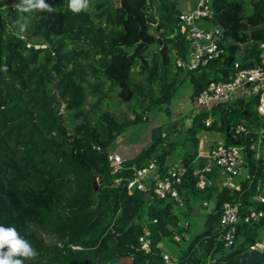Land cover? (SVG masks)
Instances as JSON below:
<instances>
[{
	"label": "trees",
	"instance_id": "16d2710c",
	"mask_svg": "<svg viewBox=\"0 0 264 264\" xmlns=\"http://www.w3.org/2000/svg\"><path fill=\"white\" fill-rule=\"evenodd\" d=\"M151 1L154 11L149 0H90L79 14L67 9L68 0H45L51 12L25 13L19 0L0 5V224L15 227L37 249L38 257L25 264H168L160 245L164 238L179 249L170 264H232L251 244H264V215L242 220L234 245L219 238L225 201L238 202L241 217L250 206L264 209L253 199L258 178L264 190V153L255 157L248 134L237 137L251 174V180H240V189L218 184L199 189L192 174L200 128L225 132L238 122L260 125L246 100L219 107V119L216 115L210 125L203 121L207 112L193 115L192 147L181 159L187 171L180 194L192 197L185 212H176L175 199L127 186L133 166L156 158L163 170L168 163L175 142L162 143V124L151 127L150 142L136 155L118 164L108 158L117 136L143 121L148 110L169 103L181 77L189 79L192 99L210 80L228 78L229 71L219 69L226 66L229 43L239 44L240 67L260 62L264 0H208L216 19L205 22L220 24L232 39L216 33L226 53L193 68L177 64V58L187 59L191 42L179 31L170 36L181 11L178 1ZM118 98L132 116L109 109ZM226 142L232 143L228 137ZM215 174L214 167L209 175ZM195 195L215 196V203L187 237ZM145 229L149 251L138 240Z\"/></svg>",
	"mask_w": 264,
	"mask_h": 264
},
{
	"label": "built area",
	"instance_id": "2783aa9c",
	"mask_svg": "<svg viewBox=\"0 0 264 264\" xmlns=\"http://www.w3.org/2000/svg\"><path fill=\"white\" fill-rule=\"evenodd\" d=\"M148 3L150 5L149 10L154 11L156 2L149 0ZM214 14L213 9L208 6V0H197L195 6L179 12L177 26L170 36L177 31L183 33L185 38L191 42V46H194V49L191 50L190 46V58L188 61L181 57L177 58L178 65L193 68L198 64L206 63L210 58L222 56L226 53L224 46L216 38V33L218 32L215 26L205 24V21L213 18ZM261 26L263 37L259 41L260 62L251 67H240V57L235 56L230 65L228 78L210 80L193 98L198 108L196 112H207V116L203 121L205 125H210L213 121L212 115L215 107L224 103L232 104V102L243 98L244 95L255 92L258 95L256 110L260 125L249 128L241 122L232 124L230 127L233 130L230 136L232 139H239L237 138L238 135L248 134L256 158L263 157L264 153V9ZM204 131L209 133L207 129ZM207 133L198 139L197 153L192 160L194 164L192 174L195 177V185L199 189H205L214 184H218L219 187L226 186L240 189L241 179L248 178L251 180V174L244 168L243 154L245 145L241 143V140L238 144L227 143L226 140L206 136ZM201 139L206 142L203 147ZM108 158L115 160L114 163L118 164L113 152H109ZM214 167L217 174L212 177L209 173L213 172ZM186 171L187 165L183 161L168 162L165 168L161 170L156 158H150L143 166H133V175L128 180L127 186L130 189L134 186L142 190L152 189L158 197H170L180 203L182 197L179 187ZM147 181L149 184H147ZM256 190L253 199L264 203V190L262 189L261 178L256 181ZM203 204L206 206L208 202L204 200ZM263 215L264 209H256L250 206L243 217H241L239 203L225 201L221 206L219 238L223 240L225 246L234 245L237 236V225L242 220L258 221ZM175 238L178 239L179 235L176 234ZM138 240L140 247L144 251H149L151 239L147 235V229L139 235ZM263 247L264 244L262 242L250 245V249L258 248L263 250ZM162 257L168 264L176 260L175 255H171L166 251L162 253Z\"/></svg>",
	"mask_w": 264,
	"mask_h": 264
},
{
	"label": "rangeland",
	"instance_id": "374dc122",
	"mask_svg": "<svg viewBox=\"0 0 264 264\" xmlns=\"http://www.w3.org/2000/svg\"><path fill=\"white\" fill-rule=\"evenodd\" d=\"M5 1L7 0H2L0 5H3V2ZM179 6L180 5L177 2L176 7L178 8ZM32 40L36 43L39 41L37 38H32ZM153 48L158 49L156 45H153ZM193 49L194 46L192 45L191 50ZM240 54H241L240 50L235 52V56L237 57H239ZM189 58L190 57L188 55L185 61H188ZM190 93H191V83L189 79L187 77H181L174 87V92L169 100V103L166 102L163 103L162 106L159 108H152L151 110H148L145 113V118L143 121L134 124L124 133L117 136L116 139L117 140L124 139V143L117 142L116 139L111 143V146L114 148L115 146L120 147V152H117L116 157L123 159L136 155L142 149L143 146L147 145L150 142L151 127L156 126V124H162L164 129L160 138L162 143L175 142L173 151L170 154L167 162L179 161L181 155L184 152V149L186 150L187 148L192 147V142L189 139L190 133L188 129L192 125L193 115L197 113L196 111H198V108L194 103V99L190 97ZM117 96L118 95H116L115 97ZM256 97L257 94L255 92H252V93H248L247 95H244L242 98L243 100H246V102H249L248 105L250 109L252 111H255V113H256V103L254 102V99H256ZM117 101L118 102L115 103L113 108L111 107L109 108V109H113L114 114H116L117 116H121L122 114H127L128 116L133 115L129 107L127 106L126 101H122L121 99ZM229 104L224 103L221 106L215 107L212 115L213 119L216 117V115L218 116L217 119H219V115H218L220 113V110H218L219 107L220 108L227 107ZM61 106H63V104ZM172 109L176 111L175 117L172 116L173 113ZM258 120L260 119L258 118ZM204 130L205 129L200 128L198 132ZM208 132L209 133L207 134L210 137H217L224 140L225 137L224 131L213 128ZM110 151L112 152V150ZM184 195L185 194H183L180 203H176L175 208L177 209L176 212L178 213H182L183 210L184 212L187 211L188 206L187 203H185L186 201L191 203L192 197L187 198ZM211 196L204 198L201 195L194 196L192 203L193 209L189 219L190 229L188 233H186L187 237L193 235L200 228L204 218V214L214 206L215 196L212 197ZM204 200L208 202V205L205 206L203 204L202 201ZM263 232H264V228L261 230V234H263ZM40 233L47 241L51 240L50 235L45 231H40ZM160 245H163V249L171 255H175L174 253H178L179 251L177 245L174 242L169 241L168 239L165 238L160 242ZM211 260L213 259L212 258L208 259V261Z\"/></svg>",
	"mask_w": 264,
	"mask_h": 264
},
{
	"label": "clouds",
	"instance_id": "9594fccd",
	"mask_svg": "<svg viewBox=\"0 0 264 264\" xmlns=\"http://www.w3.org/2000/svg\"><path fill=\"white\" fill-rule=\"evenodd\" d=\"M17 6L25 13L34 10L53 11L51 4L45 0H19ZM89 7L90 0H68L67 4V9L74 14L86 11ZM17 23L21 31L26 29V23ZM38 255L37 249L15 227L0 224V264H25V261H33Z\"/></svg>",
	"mask_w": 264,
	"mask_h": 264
},
{
	"label": "water",
	"instance_id": "95a60500",
	"mask_svg": "<svg viewBox=\"0 0 264 264\" xmlns=\"http://www.w3.org/2000/svg\"><path fill=\"white\" fill-rule=\"evenodd\" d=\"M214 19H216V14H214ZM216 31L220 33L222 36H224L228 41H230L232 38L229 35L228 31L224 29L220 24H215ZM160 41V39H158ZM239 47V44L237 43H229L228 44V55H227V63L226 66L219 69V72L221 74H224L225 72L229 71L231 62L234 59V54L237 51ZM248 84V83H247ZM230 127L227 126L225 129L226 137L229 138L233 143L238 144L240 143V139H232L229 132ZM93 183L95 187L98 186L97 179H93ZM264 262V253L263 250H260L258 248H252L248 251L246 255L240 256L236 258L232 264H255L256 262Z\"/></svg>",
	"mask_w": 264,
	"mask_h": 264
},
{
	"label": "crops",
	"instance_id": "0c3cea01",
	"mask_svg": "<svg viewBox=\"0 0 264 264\" xmlns=\"http://www.w3.org/2000/svg\"><path fill=\"white\" fill-rule=\"evenodd\" d=\"M178 1V4L180 5L179 6V9L181 10V11H183V10H187V9H189V8H191V7H193V6H195V4H196V2H197V0H177ZM205 24L206 25H210L208 22H205ZM172 116L173 117H175L176 116V111H174V109H172ZM169 119H171V118H169ZM205 133H207L206 131H199V132H197V136H198V139L201 137V136H203ZM121 135V134H120ZM206 136H209L208 134L206 135ZM225 137H224V140H226V134L224 135ZM211 138H215V139H219V140H222V139H220V138H217V137H211ZM117 140V139H116ZM202 140V142H201V145H202V147L203 146H205V144H206V142L204 141V139H201ZM117 142H120V143H124V139H122V140H117ZM111 150H112V152L114 153V155H115V158H116V160H118V161H120L122 158H117L116 157V154H117V152H120V147H117V146H115V148L114 147H112L111 146ZM182 157H183V154L181 155V158H180V160L179 161H181V159H182ZM169 162V161H168ZM174 162V161H173ZM178 162V161H177ZM170 163H172V162H170ZM183 202V201H182Z\"/></svg>",
	"mask_w": 264,
	"mask_h": 264
}]
</instances>
